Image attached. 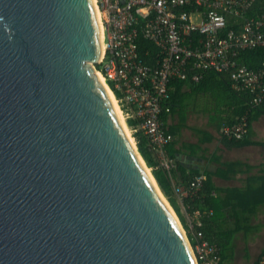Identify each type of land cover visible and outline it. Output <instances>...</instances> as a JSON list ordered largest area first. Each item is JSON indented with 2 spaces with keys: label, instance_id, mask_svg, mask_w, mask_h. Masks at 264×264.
Listing matches in <instances>:
<instances>
[{
  "label": "water",
  "instance_id": "1",
  "mask_svg": "<svg viewBox=\"0 0 264 264\" xmlns=\"http://www.w3.org/2000/svg\"><path fill=\"white\" fill-rule=\"evenodd\" d=\"M99 24L92 0H0V264H196L94 74Z\"/></svg>",
  "mask_w": 264,
  "mask_h": 264
},
{
  "label": "built area",
  "instance_id": "2",
  "mask_svg": "<svg viewBox=\"0 0 264 264\" xmlns=\"http://www.w3.org/2000/svg\"><path fill=\"white\" fill-rule=\"evenodd\" d=\"M93 2L103 37L96 69L103 75L121 113L126 119L138 121L132 131L143 132L156 167L169 173L174 166L166 153L172 134L162 128L160 121L171 80H186L191 72L190 80L198 82L207 70L228 71L232 90L250 92L253 105L264 102V59L257 69L247 68L237 59L242 50L261 48L264 51V13L245 15L255 3L259 2L263 8L264 0ZM227 17L234 18L228 29ZM138 36L156 47L151 63L138 56ZM249 127L247 114H242L234 122H223L219 134L227 139H241ZM205 180L206 175L199 172L188 185H181L170 176L173 192L185 212L183 198L195 196ZM192 215L187 216L190 230L194 224L201 225L200 211L195 209ZM189 244L196 264L220 262V248L216 243L195 239L193 243L189 240Z\"/></svg>",
  "mask_w": 264,
  "mask_h": 264
},
{
  "label": "trees",
  "instance_id": "3",
  "mask_svg": "<svg viewBox=\"0 0 264 264\" xmlns=\"http://www.w3.org/2000/svg\"><path fill=\"white\" fill-rule=\"evenodd\" d=\"M258 3H255L248 9L245 15L249 17L256 16L261 12L264 13V7L260 8ZM233 20V17H227L226 29L232 27ZM237 21L239 20H236V22ZM155 50L156 47L149 40L142 36H138L137 52L140 59L146 63H151ZM237 59L240 64L245 65L247 68L257 69L264 59V51L261 48L242 50L239 52ZM96 68H99V65H96ZM190 75L191 72L186 80L175 78L169 83V98L164 102L163 110L160 114V121L162 123V128L170 134H172L173 131L167 128L164 122L167 112H169L170 107L173 106V89H179L184 83H194L190 80ZM195 84L200 89L210 85L211 88H215L218 91L222 90V102L225 103L226 101V107L229 109L235 107L236 104H240L239 110L237 111L234 108L231 116L226 119H221L219 125L223 122H234L237 120L238 116L242 114H247L249 124L259 116H264V102L253 105V103H251L250 92H236L231 89L228 71L219 72L207 70L202 73L201 79L195 82ZM165 107L168 108V111H166ZM137 122L138 121L133 118L126 119V124L131 129L136 127ZM174 131H176V129H174ZM249 131L250 127L247 134L241 139H227L222 137V140L225 146L228 147H241L252 143L264 146V142L251 141L248 138ZM132 136L135 139L139 154L143 158L146 166L151 169V173L160 190L175 211L183 228L188 231L190 242L193 243L195 239H198L216 243L220 248L221 255L218 264H232L231 260L234 256L233 241L236 234L243 233L247 235L258 229V226L251 224V219L257 212L258 207L264 205V163L261 165L260 173L248 178L247 183L243 187H226L218 189L213 186L211 176L206 174V180L203 182L200 191L195 196L183 198V204L190 217L193 216L192 214L195 209L199 210L201 213V225L198 226L194 224L193 229L189 230L188 222L179 208V202L173 192L170 181V176L174 180L173 168L169 171V175L168 171L156 167L154 154L148 149L146 138L141 130L137 129L133 131ZM170 142L166 146V153L168 157L173 160L175 149L170 146ZM236 165L237 163L230 162L226 164L225 167L231 169V172H235L233 168ZM197 173L194 172L189 175L184 185H188L190 180ZM228 173L223 174V176H230ZM192 221L194 220L192 219ZM191 232L193 236L190 235ZM245 252L247 255L246 247ZM252 264H264V249H261Z\"/></svg>",
  "mask_w": 264,
  "mask_h": 264
},
{
  "label": "crops",
  "instance_id": "4",
  "mask_svg": "<svg viewBox=\"0 0 264 264\" xmlns=\"http://www.w3.org/2000/svg\"><path fill=\"white\" fill-rule=\"evenodd\" d=\"M173 92V106L167 112L164 124L173 131L170 146L175 149V183L184 185L189 175L202 172L211 176L213 186L218 189L243 187L248 178L260 173L264 163V146L252 143L228 147L219 134V121L229 118L234 108L238 111L240 104L229 109L226 107L227 102H222V90L218 91L210 85L200 89L195 82L184 83L179 89H173ZM248 138L254 142H264V116H259L250 123ZM230 162L237 163L233 168L235 172L225 167ZM227 173L230 176H223ZM179 208L187 220L188 215L180 204ZM259 214H264V205L258 207L251 219V224L258 226L253 231L256 233L264 228V223H254ZM185 231L188 232L186 229ZM190 235L193 236L192 232Z\"/></svg>",
  "mask_w": 264,
  "mask_h": 264
},
{
  "label": "rangeland",
  "instance_id": "5",
  "mask_svg": "<svg viewBox=\"0 0 264 264\" xmlns=\"http://www.w3.org/2000/svg\"><path fill=\"white\" fill-rule=\"evenodd\" d=\"M123 117H124L123 120L126 124V117L124 115H123ZM126 126H127V124H126ZM127 128L129 130L130 136L133 138V142L136 144L135 139L132 136V132H133L132 129L128 126H127ZM149 170L151 172L150 168H149ZM178 220H179V218H178ZM255 220L256 221L254 223L263 224L264 223V214H259L255 218ZM179 222H180V220H179ZM180 224H181V222H180ZM181 226H182V224H181ZM233 245H234V256L231 260V263L232 264H252L253 261L255 260L256 256L260 252V250L262 248H264V228H260L259 232H257V233L252 232L246 236H243L241 233L237 234V236L235 238V242L233 243ZM245 247L247 248V255L245 252Z\"/></svg>",
  "mask_w": 264,
  "mask_h": 264
},
{
  "label": "bare ground",
  "instance_id": "6",
  "mask_svg": "<svg viewBox=\"0 0 264 264\" xmlns=\"http://www.w3.org/2000/svg\"><path fill=\"white\" fill-rule=\"evenodd\" d=\"M94 0H92V2H93ZM96 10V9H95ZM96 15H97V17H98V14H97V12H96ZM100 25V24H99ZM101 28V27H100ZM101 30V29H100ZM94 74H95V76H96V78H97V80H98V82L103 86V88L105 89V91H106V93H107V95H108V98H109V100H110V102H111V105H112V107H113V110H114V112H115V114H116V116H117V118H118V120H119V122H120V124H121V126H122V129H123V131H124V133L126 134V136L128 137V139H129V141L131 142V144L133 145V138L130 136V134H129V130H128V128H127V126H126V124H125V122H124V117H123V115H122V113H121V111H120V109H119V107H118V105H117V103H116V100H115V97L113 96V93H112V91L110 90V88L106 85V83L104 82V77H103V75L98 71V70H95L94 71ZM146 171L148 172V174H149V168H147L146 167Z\"/></svg>",
  "mask_w": 264,
  "mask_h": 264
}]
</instances>
